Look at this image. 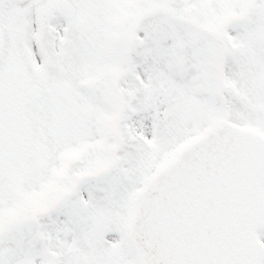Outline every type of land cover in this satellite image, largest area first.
Instances as JSON below:
<instances>
[{
  "label": "snow or ice",
  "instance_id": "obj_1",
  "mask_svg": "<svg viewBox=\"0 0 264 264\" xmlns=\"http://www.w3.org/2000/svg\"><path fill=\"white\" fill-rule=\"evenodd\" d=\"M0 264H264V0H0Z\"/></svg>",
  "mask_w": 264,
  "mask_h": 264
}]
</instances>
